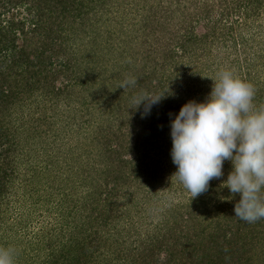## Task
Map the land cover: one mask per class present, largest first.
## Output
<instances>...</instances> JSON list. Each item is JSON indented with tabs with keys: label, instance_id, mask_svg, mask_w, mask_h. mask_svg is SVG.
<instances>
[{
	"label": "trees",
	"instance_id": "trees-1",
	"mask_svg": "<svg viewBox=\"0 0 264 264\" xmlns=\"http://www.w3.org/2000/svg\"><path fill=\"white\" fill-rule=\"evenodd\" d=\"M109 26L119 37L107 31ZM258 34L264 37V0H0V232L13 192L45 176L25 180L21 158L31 166L45 148L48 170L65 163L58 132L62 121L57 115L62 111L48 112L37 96L41 94L44 104L59 107L62 99L73 102L79 93L77 114L100 112L110 124L103 135L109 139L103 150L107 170H97L98 176L85 182L93 184L100 178L90 203L86 200L83 216L75 213V221L66 223L47 220L34 236L23 234L21 224L13 221L11 229L4 228L6 233L19 229L20 239H39L25 245L0 234V246L16 250V264H117L122 259L123 264H264V219L249 224L235 217L240 195L232 197L215 178L206 191L184 202L183 209L177 205L168 213H156L158 223L140 222L126 230L118 223L125 209L117 210L122 199L132 206L141 191L134 188L135 183L142 186L154 180L156 174L149 172L144 160V146L136 139L163 137L165 120L160 119L172 120L191 101L192 90L185 91L179 80L185 71L193 79L203 77L207 68L192 71L198 59L208 63L212 58L218 66L226 60L230 69L245 71L246 77L256 72L255 103L264 105V45ZM129 41L135 44L130 46ZM212 50L218 53L212 56ZM122 58H130L133 70L126 63L121 71L132 73L136 80L127 106H132L136 117H143V128L127 120L130 113L125 106L112 107V102L108 106L105 98L97 101L92 96L96 87L109 81L105 65ZM90 85L96 86L89 90ZM120 86L116 97L124 93ZM79 89L90 92L82 94ZM198 92L193 93L202 97L196 101H205L209 90ZM142 93L165 95L147 116H142L147 102L140 106L134 102ZM119 110L126 115L120 116ZM50 197L45 202L61 209L56 195ZM63 198L83 205L82 197L78 200L74 195L72 202L69 193L63 192ZM57 230L60 234L70 230L65 235H71L67 243L60 242Z\"/></svg>",
	"mask_w": 264,
	"mask_h": 264
},
{
	"label": "rangeland",
	"instance_id": "rangeland-1",
	"mask_svg": "<svg viewBox=\"0 0 264 264\" xmlns=\"http://www.w3.org/2000/svg\"><path fill=\"white\" fill-rule=\"evenodd\" d=\"M123 18V17H122ZM132 15L127 17V20H131ZM125 20H123L124 23ZM128 25V22L125 23V26ZM109 33L113 32L114 38L119 37V35L115 34V28L112 26L108 27L107 30ZM110 35V34H109ZM107 35L106 37H109ZM112 35V34H111ZM259 41L262 43L261 45H264V37L259 35ZM131 41V40H130ZM129 41V42H130ZM123 46H127L122 42ZM135 42H130V46L134 45ZM214 50L211 51L212 56L216 55ZM109 57H113V55H108ZM211 58V56L209 57ZM130 59V58H129ZM127 60H124L123 58L120 59L118 62H112L114 60L111 59V63H108L105 65V68H109V72L107 73V78L109 79L108 82H106V85H100L96 87V89L93 91L92 96L95 94L97 96V101L99 99L105 98V102L109 106L112 102V107L116 105H121L122 109L125 106L126 111L130 113V115L127 117L128 121H132L135 124H139L143 128L144 124L142 122V118L140 119L136 117L131 112L132 106L129 105V98H130V91H132L134 88L132 86L128 87L127 89L123 88V94L116 97L118 94L117 88L127 79L130 78L133 75L132 73H123L121 70V67L127 66L126 63L130 64L131 70H133V64ZM201 63V66L199 65V68L197 67L198 63ZM225 64L218 66L215 64V62L211 60L207 63L205 62V59L201 58L198 59V61L195 62L194 68L195 70H192L194 72H199L203 68H207L206 72L204 73L202 78H199L201 76H197V80L189 76L190 71H185L181 73V78L179 80V83L181 85L183 84L184 89L190 91L188 87L192 90L190 100H199L202 97V94H199L200 91H203L206 89L209 90V94L212 91V86L214 84L215 78H217L218 73H220L222 70H231L233 71L238 77H240L243 80H246L247 82L251 83L254 88L256 87L257 78H256V72H253L252 77H246L243 75V72L246 74L245 71H238V69H230V65L226 60L224 61ZM116 63V64H115ZM115 64V66H114ZM126 64V65H125ZM214 65V66H213ZM103 66V65H102ZM202 67V68H201ZM246 77V78H245ZM213 78V79H212ZM203 81V82H202ZM114 83V84H113ZM96 85H93L89 90H93V88ZM118 86V87H117ZM183 90V88H182ZM178 91V90H177ZM194 91L198 92L199 95H196L197 93H193ZM82 94L85 92V90H80ZM90 91H86L84 94L89 93ZM179 92V91H178ZM129 94V95H128ZM90 98V100L95 104V100L93 98ZM40 98V102L42 103V106L47 107V111L55 114V109L60 108L61 113L57 114L58 119L60 122L62 121V124L58 130L60 132V138H59V144L62 145V150L64 154V161L65 163H62L60 165H56L53 168V170H48V167H45L46 164V156L47 152L46 149H42V155L37 156L36 160H34L35 166H33L32 169L31 166L26 158L22 157L21 161V167H23V170L25 172V175H23V178H32L36 175L44 174L45 176L38 182H27L20 185V188L13 192L14 194L10 198V202L6 203V213L4 215L6 222L3 226V229H1L0 234L4 235L5 237L10 235L9 240H11V237L16 242H23L25 245H29L30 241L38 240L39 238H34L30 236L36 235L38 232V228L41 227L44 222L47 220H53L55 219L58 221L59 219H62L65 221H75L73 218L75 213H78V217L83 216L84 211L88 209V205H85L86 200L89 201L92 199L91 195L95 190L98 188V184L100 181V178H98L93 184H86V181H93V175L98 176L97 170L101 169L102 172L107 170V165L104 163H107V159L104 156V149L105 146L108 144L109 139L104 138L105 132L110 129V124L108 121V116H101L100 112H94L93 114H89L87 111H84L83 115H78L75 111L76 102H80L81 96L79 93H75L74 97L76 98L75 101L71 102L69 98L64 102V100H61V105L59 107H55L54 104H44V101L42 102L43 98L41 94L37 96ZM186 99V98H185ZM177 100H181L180 95H178ZM35 102V100H33ZM182 103V102H181ZM92 104V107H94ZM114 104V105H113ZM119 107V106H118ZM32 109L34 112L38 110L37 105L34 104L32 106ZM135 113H137L136 108H132ZM75 111V112H74ZM125 114V111L119 110V115ZM126 119V118H125ZM165 120V126H162L165 128L164 131H162L163 137L161 138H153V137H144L138 140L140 145L144 146V153H147V157L144 158L147 165L150 168L149 172L155 173L154 180L151 179V181L147 182L146 179L148 177H144L143 179L146 180V184L140 186V182L135 183L133 186L134 188H141V191L139 190V195L136 196V198H133L132 206L129 205L130 203L128 200L122 199V203L118 204L120 206L119 209H125L123 214L118 219L119 226L121 228H124L126 230H129L131 227L130 225H135L138 223L144 222H153L158 223L159 218L154 217V215L157 213H168L169 209L171 207L180 205L179 207L183 209L182 204L185 202H190V197L192 194L185 188L183 189L182 186L178 183L176 180V177L174 176L177 172V165L173 163V159L171 156V150L173 147V141L172 139H168L169 136L171 137V120L169 118H165L164 116L160 119ZM174 119V118H171ZM75 120V121H74ZM74 121V122H73ZM159 121L157 120L156 123ZM120 123V122H119ZM117 123V124H119ZM112 128V127H111ZM115 129V128H114ZM131 129V128H130ZM129 129V130H130ZM140 131V129H139ZM139 131L137 135L140 136ZM144 131V130H143ZM145 132V131H144ZM112 138V137H111ZM110 138V139H111ZM151 140V144H148V140ZM152 141H156L155 143ZM148 146V147H147ZM41 161V162H40ZM42 163V164H40ZM30 169V170H29ZM87 170V171H85ZM233 170V165L231 161L225 162V165L223 166V172L224 175L216 179L218 181L219 186L223 184L224 181L227 180L228 174ZM86 173L88 175H86ZM105 173V172H104ZM49 174V178L47 175ZM67 177H70L71 179H68ZM83 177H85V180L83 181ZM22 178V179H23ZM21 179V180H22ZM176 181V183H174ZM34 184V185H33ZM36 184V185H35ZM33 187V191L32 190ZM96 188V189H95ZM100 188V187H99ZM67 189V190H63ZM146 190V191H145ZM224 190V188H222ZM67 192L69 193L70 197L68 200H72L74 195L75 198H78V200L82 197V203L83 205H75V203L70 204L66 203L64 198L62 199V193ZM55 194L57 201H60L62 203L61 209H58V206H51L46 201L47 198L52 196V194ZM226 193V192H225ZM51 198V197H50ZM67 199V198H65ZM75 200H72L74 202ZM140 202V204L138 203ZM47 203V204H46ZM49 207V208H48ZM62 209H65L66 211H62ZM76 209H79L76 211ZM114 209L115 214L118 215L120 213ZM185 210V209H184ZM70 212H73L71 215ZM65 213V214H64ZM71 216V217H70ZM49 217V218H48ZM154 219V220H153ZM18 223L21 224V232L23 234L29 233L30 236H23L20 239L19 229L16 231L8 232L6 233L4 228H10V225L12 223ZM27 225V226H26ZM148 225V224H147ZM9 229V231H10ZM60 231V230H59ZM57 230L56 236L60 238L61 243H67L69 237L71 235L69 231H66L65 234H60ZM12 233V234H11ZM19 234L18 237L16 234ZM42 235V234H41ZM40 235V236H41ZM16 236V238H14ZM33 238V239H32ZM65 239V241H64ZM12 241V240H11ZM67 241V242H66ZM104 260V259H102ZM122 261V263H121ZM123 259L120 260V263L117 264H123ZM105 264V263H104ZM112 264V263H108ZM114 264V263H113Z\"/></svg>",
	"mask_w": 264,
	"mask_h": 264
},
{
	"label": "clouds",
	"instance_id": "clouds-1",
	"mask_svg": "<svg viewBox=\"0 0 264 264\" xmlns=\"http://www.w3.org/2000/svg\"><path fill=\"white\" fill-rule=\"evenodd\" d=\"M213 80L205 101L191 100L178 114L170 113L171 156L178 167L174 176L194 198L212 179L221 178L224 162L231 161L233 170L222 186L232 197H241L235 217L253 224L264 219V105L255 103L254 86L231 70H222ZM135 84L130 77L120 87ZM164 97L142 93L134 102H147L142 113L147 116ZM0 264H16V250L0 246Z\"/></svg>",
	"mask_w": 264,
	"mask_h": 264
}]
</instances>
